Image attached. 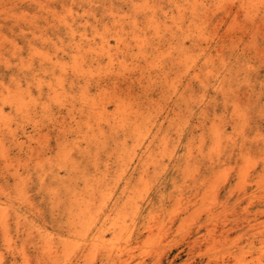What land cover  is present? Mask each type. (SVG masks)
I'll return each instance as SVG.
<instances>
[{
	"label": "bare ground",
	"instance_id": "bare-ground-1",
	"mask_svg": "<svg viewBox=\"0 0 264 264\" xmlns=\"http://www.w3.org/2000/svg\"><path fill=\"white\" fill-rule=\"evenodd\" d=\"M250 123H264V0H0V243L11 250L20 240L48 263L70 259L69 239L39 224L46 209L86 238L115 176L126 195L170 172L238 188L224 212L239 216L240 238L264 242V135L250 138ZM129 206L115 210L118 239L132 238Z\"/></svg>",
	"mask_w": 264,
	"mask_h": 264
},
{
	"label": "rangeland",
	"instance_id": "rangeland-1",
	"mask_svg": "<svg viewBox=\"0 0 264 264\" xmlns=\"http://www.w3.org/2000/svg\"><path fill=\"white\" fill-rule=\"evenodd\" d=\"M228 128L230 131H232V127H228ZM247 131H248L250 138H253V137L259 136V135H264V123H250V126H249ZM117 180H118V178H117V176H115L109 182L110 184L106 185L103 188V192L106 193V196L103 197V199H105L106 203H105V206L103 208H99L98 205L96 207H94L93 213H92V219H94V222L92 220V224L90 226L91 230H90L89 237L83 238V237H78V236L73 235V234L69 235V233L66 232L67 228L64 227V225H66V221H65L66 219L63 217H60L59 215H54V217H52L49 209H46V215L45 216H43V217L39 216V224L40 225L46 226L47 228H49L52 231L55 229L57 232L62 233L61 235L56 236L57 243L60 244L61 240L63 241V239L64 240L69 239L68 242L70 243V246L73 248H76L73 252L74 254L71 256L70 259H64L63 258L60 261V263H58V264H118V263L130 264L131 262H132L131 264H138V263L139 264H224V263L225 264H242V263L243 264H257V262L261 258H264V242H262L263 245H262L261 241H256V243L253 244L249 241L247 242V238H240L239 236L241 235V230L239 229V225H237V224L241 223V221L238 218L239 216L237 214L232 215L234 217L233 218L232 216L229 215V214H231L230 213L231 211L228 212L229 214L224 212L225 210L223 209V206L227 205V206H230L232 208V206L235 203H237L238 196L240 193L238 191V188L235 187V189H233L232 191L230 189H223L222 187H220L221 184L218 182H215V181H211L210 183H206V184H203L202 182H192L189 180L186 182V180L183 178V175H177L174 172H170L164 183H161V184L151 183L150 185H145L143 183L137 182L132 186L131 190L129 191L130 193L124 195L123 190L125 189V183L117 184ZM208 184H209V186H208ZM210 184H211V186H213V188L210 186ZM215 184L218 185L216 189H214L216 187ZM235 184H236V182H234V185ZM163 187L165 189H163ZM207 187H209V188H207ZM106 188H107V190H106ZM204 189H205L206 193L204 192ZM208 189H210L211 191H209ZM214 190L219 191L218 194H216L217 196L215 195ZM208 191L210 194H213V196L210 195L208 193ZM217 191H216V193H217ZM203 193L205 195L206 194L210 195V196H207L209 198H207ZM137 194H139V195H137ZM118 197H122L121 203L113 211V209L111 207L112 202H114ZM201 197H203L202 199H204L205 202H206V200L208 201L207 205L213 206V205L217 204V206H213L214 210L212 209V207L210 208L209 206L204 205L205 202L203 203L201 201L202 200V199H200ZM215 197L216 198L218 197L219 201L216 200ZM182 198H184L185 201ZM213 198L216 201L212 200L211 202L212 203L214 202L212 205L209 200L213 199ZM136 199H138V200H136ZM128 200H131V206H129V208H131V209H129L128 212H130V210L132 212V213L130 212L132 217H129V218L133 219V221L131 220L129 223L131 231L133 232V234L131 235L132 240L131 239L127 240L126 237H122V238L118 239V236L115 234V232H113V227L111 229H110V227L113 226V223H115V221L118 219V217L116 215L118 214V216H119V214L124 213V212H121L122 208H123L121 206H123ZM195 200H197V202H195ZM217 201L219 204L217 203ZM189 202H190V206L188 204ZM192 203H193V205H192ZM201 203H202V205H201ZM247 205H248V201H245V203L242 206L245 207ZM207 207L211 211H208L209 209H206L208 212L205 210L203 211V209H205ZM179 208H183V210L179 209ZM197 208H199L200 211H203V212H200L201 214H203L204 212H205V214H203V216H202L199 213V216H201V217H199L197 215V211H196ZM194 209H195V211H194ZM115 210H117L116 211V212H118L117 214H116ZM220 210L223 211L222 212L223 214L220 212ZM217 211L220 212L218 214H221L224 216H226V214L228 215V219H229L228 224L224 223V222H226L225 219L227 220V218H224V217L219 216L217 214H216L217 215L216 216L214 214ZM109 212H111V213H109ZM134 212L136 213V215ZM191 212H193V213L189 217V213L191 214ZM194 213H196V214H194ZM133 214H134V217H133ZM159 214H160V216H159ZM174 214H175V216H178V217L174 218L175 217ZM114 215L116 217H114ZM196 215H197V217H196ZM155 216L158 218L157 220L154 218ZM218 216L220 217V219ZM119 217L121 218V216H119ZM170 217L173 219H171ZM190 218H191V220L189 222L188 219H190ZM236 218H237V220H236ZM262 219L264 220V215L261 217L259 223L260 222L264 223V222H262L263 221ZM182 220L184 222H182ZM215 220H217V221H215ZM100 221L102 223H100ZM216 222H218L219 225L224 228V231H222L223 228L219 227L218 223H216ZM172 223H173V225H172ZM185 223H186V225H185ZM170 225L172 226V227H170V229L172 231L167 229ZM179 225H180V227H179ZM182 225H183V227H182ZM199 225L201 226V228ZM262 226H264V224H262ZM150 227L153 229L155 227V229L154 230L150 229ZM233 227L235 228V230H231V232H229V230L233 229ZM161 228H162V230H161ZM228 228H230V229L228 230ZM101 229H103L104 231L103 230L101 231ZM146 229L149 232H147ZM166 229H167L169 236L167 234H165L167 232L163 233V231H166ZM105 230H106V233H105ZM97 231H99V232H97ZM151 231L156 232V234H154ZM159 231L161 232V233H159L160 235L158 234ZM169 231H171V233H169ZM150 232L153 233V235H150L151 234ZM220 232H221V235L219 237ZM148 233H149V236H148ZM225 233L230 236V237H228V239L226 238L227 235H225ZM222 234H223V236H222ZM113 235L115 237H111ZM202 236H203V238H202ZM150 237H153V238L151 239ZM157 237L160 239L162 238V240L158 239ZM168 237H170V238H168ZM149 238H150V241H148ZM164 238L167 240V242L169 241L170 244H168ZM200 238H202L201 240H203V239L204 240L202 242H200L201 241ZM220 238L221 239L224 238L225 244H224V242L221 243V241H223V240H221ZM229 238L234 239L233 240L234 242L232 240L230 241ZM115 240H116V242H115ZM138 241H139V243H138ZM145 241H146V243H145ZM160 241L161 242L163 241V243H164L163 245L165 247L164 249L162 248L163 245H162V243L160 244ZM90 242H92V244ZM149 242H151V243H149ZM230 243H232V244H230ZM234 243L235 244L238 243V245H240V244L241 245H240V247H238V245L236 244L237 246H235ZM24 244H25V246H24ZM103 244H104V246H103ZM139 244H141L142 246ZM189 244H191L192 250H190ZM167 245H169V246L167 247ZM172 245H174V246H172ZM232 245H233V247H232ZM4 246H6V245L3 243H0L1 253L4 254V255L2 254L3 256H0V262H1L0 264H2V263L3 264H12V263H14V264H23V263L24 264H30L31 260H32L31 264H51V263L46 262L45 259L41 258L39 251H37L35 249L34 244L32 242H23V241L18 240L17 244L15 245V248H17V249L14 248L15 250H11V248H9L7 246L4 247ZM125 246L129 247L131 249H128ZM158 246H160V248ZM193 246H194V248H193ZM23 247L26 249L25 251H27V252L23 251L24 250ZM114 247H116V248H114ZM155 247H158V248L156 249ZM170 247L172 250L170 249ZM251 247H253V248H251ZM136 248L138 250H136ZM140 248H142V250ZM152 248H154V249H152ZM132 249H135L136 251L133 250V252H131ZM160 249H161V251H160ZM30 250H31V252H29ZM89 250H91V251L89 252ZM157 250L159 251L158 253L156 252ZM162 250H163V252H162ZM145 251H146V253H144ZM13 252H15V253H13ZM22 252H23V254L25 252V255L26 256L28 255L27 257H29V256L30 257L29 258L24 257ZM134 252H135V254H134ZM260 252H261V254H260ZM129 253H131V255L134 259L133 260L131 258L130 259L131 262H128L129 261L128 257L130 258V256H131V255H129ZM154 253H157V254L155 255ZM163 254H164V256H162ZM249 254H251V255H249ZM135 255H137V256L139 255V256L137 257ZM152 255H154V256H152ZM225 256H226V258H225ZM32 257H33V259H32ZM179 257H180V259H179ZM141 259H145V260H143L144 262ZM1 260H3L4 262ZM156 261H158V263ZM115 262H117V263H115Z\"/></svg>",
	"mask_w": 264,
	"mask_h": 264
}]
</instances>
